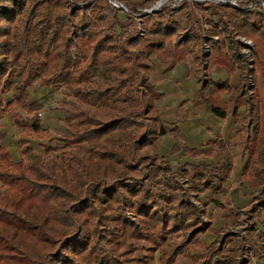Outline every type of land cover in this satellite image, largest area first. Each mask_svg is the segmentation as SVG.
<instances>
[{"label":"trees","instance_id":"16d2710c","mask_svg":"<svg viewBox=\"0 0 264 264\" xmlns=\"http://www.w3.org/2000/svg\"><path fill=\"white\" fill-rule=\"evenodd\" d=\"M99 1L85 6L70 1L66 6L65 0H0V114L7 107L20 125L19 147L30 138L61 142V166L71 173L57 174L29 147L13 161L0 146V264H156L155 253H165L172 234L183 228L189 213L195 214L180 202L172 219L174 190L166 186L155 194L147 186L159 172L173 171L172 160L159 153V146L165 134L179 136L176 126L164 123L155 104L163 92L146 74L153 51L161 52L170 66H186L192 56L198 96L214 115L238 116L245 105L246 115L236 121L232 134L240 135L246 155L242 177L262 191L258 206L264 208V126L257 88L258 76H264V0L238 1L237 7L222 0L196 2L186 13L185 28L174 15L188 6L186 0L143 13L140 27L135 14L141 11L133 5L132 13L124 12L120 20L122 8L112 6L108 14ZM154 1L137 0L136 5L148 8ZM205 12L211 20L204 19ZM234 36L253 42L252 63ZM202 42L208 53H203ZM204 69L207 79L202 81ZM236 69V86L228 78L212 79L215 73L230 75ZM36 80L41 86L62 84L76 97L75 103L62 108L67 134L52 138L41 126L38 110L50 95L28 101V87ZM10 91L12 99L6 104L4 95ZM14 106L28 118L15 117ZM84 143L87 148L81 147ZM226 145L221 138L215 142L223 170L193 167L194 177L203 180L197 193L227 191L211 185L214 178L221 182L231 172L232 155ZM183 149L194 157L208 154L180 141L170 145L169 154ZM50 150L54 149L46 148ZM237 193L238 189L231 192ZM258 206L252 207L257 214ZM198 222L199 218L187 227L192 234L201 230ZM249 229L256 232L257 223ZM139 241L148 245L140 257ZM178 250L174 246L169 255L173 258Z\"/></svg>","mask_w":264,"mask_h":264},{"label":"rangeland","instance_id":"374dc122","mask_svg":"<svg viewBox=\"0 0 264 264\" xmlns=\"http://www.w3.org/2000/svg\"><path fill=\"white\" fill-rule=\"evenodd\" d=\"M70 1L75 2L78 5L85 6L90 3L91 0H65V5L68 6ZM115 1L125 7V10L123 9V12L118 13L120 20L125 19L126 15L124 12L132 13L133 6L141 11L140 13L135 14L139 26L140 22L142 21L141 15L143 13H151L155 10H160L164 5H178L184 0H155L153 4L148 8H141L140 6H137V0H129L131 1V3L128 5L121 3L119 0H101L99 1V4L105 9L106 13L109 14L112 6H114L112 2ZM159 1H162V4L160 6L155 7V9L151 12H147V10H149L152 6H155V4ZM186 1L189 2L188 6L184 10L177 12L174 15V18L178 22H180L183 28L188 24L186 13L194 7L193 4H196V2L204 1L218 2V0ZM232 1H234V4L236 5L238 1L242 0ZM234 4L232 5L234 6ZM262 11L264 12L263 5ZM195 13L199 17L202 14L197 7L195 8ZM204 17V19L210 20L206 12L204 13ZM110 19L111 21H113L112 17ZM202 26L203 28H207V23L204 22V20L202 21ZM139 32H142L143 34V30L141 28L139 29ZM181 32L182 34H184L185 30H182ZM234 38L236 41H240L242 43L243 40L241 39H246L245 37L241 36H234ZM203 43L204 42H202V50L203 53H205L203 49ZM242 50L243 49H241V51ZM149 55L164 60L162 53L159 51H153ZM187 60L191 65L196 64L191 55L188 56ZM250 63H252V61ZM206 65L207 62L205 61L204 67ZM249 66L251 65L249 64ZM94 79L99 81L100 77L95 76ZM248 83H252V78H250V80L248 79ZM257 88L262 106V115L264 116V76H258ZM28 92L29 102L39 99L46 94L50 95L43 107L38 110V116L40 117L41 126L49 131L50 137L58 138L59 136L67 134L65 117L62 108H64L65 106H71L73 103H75L77 101L76 97L71 94L68 89L62 84L41 86L38 80L34 81L28 87ZM12 94L13 91H10L9 93L4 95L6 104L12 99ZM7 110V107H5L4 112L0 114V132L4 130L2 129V127L6 124H11L12 126H14L13 128H15V131L17 133L15 134L14 138L15 152H20L26 147H29L33 150V152H35V154L43 158L47 166L54 172H56L57 174L69 173L71 175L69 171H66L61 166V146L63 145L61 142H57L56 140H49L46 137L30 138V141L28 143H26L22 147H19L18 142L20 140L21 127L20 125L16 124L15 121L9 116ZM14 116H20L25 119L28 118L27 113L17 106H14ZM28 122L31 123L30 120H28ZM2 133L4 135V132ZM47 147H52L54 150L46 151ZM81 147L87 148V145L84 143L81 145ZM13 151L14 150H12L11 152ZM233 152H235V149H233ZM178 155L179 154L170 155L167 153L165 158L174 162L172 165L173 171L159 172L153 181H147V186L155 194L158 193L160 188L166 186H170V188L174 190V202L172 203L170 208V215L172 219H175V217L179 213L177 205L180 202L187 203V205H189L190 211L194 209L192 212H194L195 214L189 213L190 218L187 222L184 223L183 228L172 234L169 242L170 246L166 248L165 253H162L160 251H157L155 253L156 264H264V208L258 206L263 198V194H261V190L253 189L251 187L252 184L250 180H245L241 177L240 171L246 160V157H236V168L234 169L232 176H230V179L228 181L231 182V185L230 187H227V191L223 194L220 192L216 193V198L210 196L208 198V201H205L203 198L204 195H202L204 191L199 193H197L196 191V188H200V182L202 181H200L201 179L194 177V166L187 164L182 167H177L176 164L179 163L177 157ZM16 157L17 156H15L14 158ZM14 158L12 157V160ZM212 161L213 158L206 159V162L208 164ZM25 162L27 163L26 159ZM198 166H203L202 168L207 169V166L205 164H201ZM237 170L239 171V173ZM214 180H216L215 182L220 181L217 180V178H214L213 181ZM238 180L242 181L246 186L242 187L244 190V196L246 197H242V199H244L245 201H241L238 204H232V201L230 199H233L234 196L231 194L232 191L230 189L231 187L238 185ZM253 197L257 198L254 203H252L253 201H251ZM253 204L258 206V209L260 211L258 214L252 211ZM250 213L252 214V216L249 215ZM129 216L133 220L135 219L134 216L130 213ZM198 218L200 219V222H198V224L201 226V230L196 234H192L190 229L187 227L189 226V224L193 225ZM239 218H244V221H246L248 225L247 229L244 231V234L241 233V231L229 233V227L235 229L236 225L239 223ZM252 222L257 223L258 230L256 232H251L249 229ZM188 231H190L189 236L186 239L187 241H184V239L186 238V232ZM172 246L179 247L177 254L173 258L169 255L170 250L173 248ZM250 246L254 247L255 250ZM145 247H148L145 241L138 242V251L136 252L137 256L140 257L143 254L141 249ZM245 254L247 255V258H245Z\"/></svg>","mask_w":264,"mask_h":264},{"label":"crops","instance_id":"0c3cea01","mask_svg":"<svg viewBox=\"0 0 264 264\" xmlns=\"http://www.w3.org/2000/svg\"><path fill=\"white\" fill-rule=\"evenodd\" d=\"M186 63V66H183L180 63H174L170 66L165 60L158 59L151 55L148 56L149 67L146 70V74L151 83L155 84L159 91L163 92V96L155 100L159 115L168 128L176 126L179 133L178 137H174L170 133L165 134L163 136L164 142L159 146V153L166 156L167 153L169 154L170 145L174 142L180 141L181 144L187 146L191 150L208 151V154H200L194 157L190 156L183 149L174 154H179L177 156L179 161V163L176 164L177 167H182L187 164L191 166L205 164L208 170H211L212 168H220V170H223L222 163L224 160L221 158L218 160L217 148L215 147L216 140L221 138L227 144L226 148L232 155V169L225 180L221 182H215L216 180H214L211 185L216 186L219 184L222 188L227 189V187H230L231 185V182L228 181L236 168V159L240 158V156L246 157L245 154L243 155V144L241 143L240 135L232 134V129L236 121L245 117L246 107L245 105L239 107L237 111L238 116L230 114L226 118H220L211 113L207 104L198 96L199 85L195 77V64L191 65L188 60ZM227 78L231 85L236 86L239 83L240 70L236 69L230 75L225 72L212 75L214 81L225 80ZM222 97L226 99V93L222 94ZM195 101H198L199 105H195ZM260 117L261 126L263 127L264 116L262 115L261 102ZM13 127L14 126L11 124H6L2 127L4 130L1 132H4V135H0V146L6 149L13 158L17 156L13 159V161H17L20 158V155L19 152H15L14 149V138L17 133ZM233 149H235V152H233ZM12 150L14 151L11 152ZM207 158H213V161L208 164L206 162ZM242 168L243 166L240 171L241 177ZM200 181L203 180L201 179ZM239 182L240 181L238 180V185L231 187L230 189L231 191L239 189L233 199L229 198L232 201V204H238L241 201H245L242 199V197H246L244 196V190L242 188L245 184H239ZM219 192V190L206 189L202 195H204V200L208 201L210 196L216 198L217 196L215 194Z\"/></svg>","mask_w":264,"mask_h":264},{"label":"built area","instance_id":"2783aa9c","mask_svg":"<svg viewBox=\"0 0 264 264\" xmlns=\"http://www.w3.org/2000/svg\"><path fill=\"white\" fill-rule=\"evenodd\" d=\"M218 1H221V0H218ZM262 5L264 6V3H262ZM140 29V28H139ZM141 31V30H140ZM139 34L142 35V32H139ZM213 38L215 40H217V36H213ZM241 39V38H239ZM243 40V44H244V47L242 48L243 50V53L245 55V57L247 58L248 62L250 63L252 61V57H251V50L254 48V45H253V42L251 40H248V39H241ZM203 49L205 51V53H208L209 51V48L208 46L203 43ZM251 76L248 77V79L250 80ZM207 78H206V74H205V69L203 70V73L201 75V80L202 81H205ZM253 84L252 83H248L247 84V91H248V94L251 95V91L249 89L250 86H252ZM249 215L252 216V214L250 213ZM248 225H247V222L244 221V218H239V223L236 225L235 229L229 227V233H234V232H239L241 231V233L244 234V231L247 229ZM248 253V252H247ZM245 258H247V255L245 254Z\"/></svg>","mask_w":264,"mask_h":264},{"label":"water","instance_id":"95a60500","mask_svg":"<svg viewBox=\"0 0 264 264\" xmlns=\"http://www.w3.org/2000/svg\"><path fill=\"white\" fill-rule=\"evenodd\" d=\"M224 1H228V2H230L231 4H234V1H232V0H224ZM112 3H113L114 6H117V7L122 8V9L125 10V7H123V6H122L121 4H119L117 1L112 2ZM161 4H162V1L157 2V3L155 4V6H152L149 10H147V12H151V11H153V10L155 9V7L160 6ZM234 6H237V4H236V5L234 4Z\"/></svg>","mask_w":264,"mask_h":264}]
</instances>
